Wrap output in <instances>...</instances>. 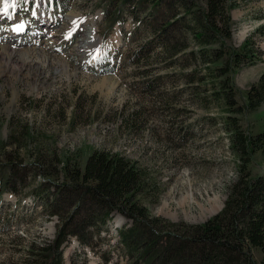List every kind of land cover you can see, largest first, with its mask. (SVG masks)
I'll list each match as a JSON object with an SVG mask.
<instances>
[{
    "label": "rangeland",
    "instance_id": "374dc122",
    "mask_svg": "<svg viewBox=\"0 0 264 264\" xmlns=\"http://www.w3.org/2000/svg\"><path fill=\"white\" fill-rule=\"evenodd\" d=\"M7 3V14L0 11V170L8 169L9 159L17 163L11 183H17V193L0 196V264H16L29 243L54 237L56 216H49L29 191L44 180L62 181L61 174L50 176L61 166L58 158L83 167L94 150L120 153L146 169L149 187L141 197L152 215L188 223L213 216L206 215V208L215 199L222 206L237 179L239 159L224 125L229 112L213 99V88L204 91L210 83L196 91L182 80L179 68L167 65L158 46L145 50L139 61L134 52L153 36L140 13L138 19L127 15L123 23L108 27L103 0ZM4 6L0 0V9ZM230 14L231 45L248 38L259 55L233 74L242 105L246 90L264 71V0H237ZM21 23L24 31L14 33ZM92 39L99 40L92 53L78 51ZM13 45L26 55L8 57ZM231 115L247 133L264 132V102L253 112ZM8 140L15 144L6 145ZM37 149L47 162L34 166ZM249 168L252 175L264 173L259 151ZM188 194L194 199L185 200ZM114 218L119 227L126 222L120 214ZM118 228L111 220L101 239L93 240L94 249L70 237L61 246L64 264L71 256L75 264H102L101 253L109 263L124 260ZM254 256L261 261L259 249Z\"/></svg>",
    "mask_w": 264,
    "mask_h": 264
},
{
    "label": "trees",
    "instance_id": "16d2710c",
    "mask_svg": "<svg viewBox=\"0 0 264 264\" xmlns=\"http://www.w3.org/2000/svg\"><path fill=\"white\" fill-rule=\"evenodd\" d=\"M236 1L103 0L102 10L108 27L123 23L127 15L138 19L140 13L153 36L134 52L137 59L153 50L151 46L160 47L167 65L179 68L185 83H193L196 91L210 83L204 91L213 88V99L229 112L224 125L239 166L222 209L202 223L167 221L142 203L149 182L146 169L135 160L106 150L92 151L83 167L58 158L61 166L50 176L61 174L62 181L44 180L29 191L49 216H56L54 237L29 243L16 264H64L63 243L75 237L81 247L94 249L93 240L101 239L100 232L116 214L126 219L117 229L124 260L109 263L108 255L101 253L102 264H264V173L252 175L249 168L257 151L264 156V132L247 133L239 118L231 115L253 112L264 102V71L246 90L245 103L239 104L233 74L259 55L248 38L238 47L230 43V10ZM199 95L196 100L201 102ZM35 153L34 166L47 162L46 155L38 149ZM49 157L56 155L50 152ZM7 164L6 171L0 170V196L17 193V183L11 187L17 163L9 159ZM255 249L262 253L261 261L256 260ZM70 264H75L72 256Z\"/></svg>",
    "mask_w": 264,
    "mask_h": 264
},
{
    "label": "bare ground",
    "instance_id": "6f19581e",
    "mask_svg": "<svg viewBox=\"0 0 264 264\" xmlns=\"http://www.w3.org/2000/svg\"><path fill=\"white\" fill-rule=\"evenodd\" d=\"M73 17H70V19H72ZM74 19V18H73ZM14 33H20V32H15L14 31ZM13 33V34H14ZM15 44V43H14ZM21 44V43H20ZM98 45H99V40L98 39H92V40H87V41H84V45H81V48H79L78 49V51L79 52H81L83 55H88V54H90V53H92L93 52V50H95L94 48L95 47H98ZM3 46V45H2ZM14 46L15 45H13L11 48V51L8 53V57H15L16 55H17V57L18 56H20V57H24L25 55H26V51L24 52V54L23 53H18L17 51H20V50H16L15 48H14ZM6 49H7V47H6ZM25 50V49H24ZM3 51H4V49H3ZM21 51H23V50H21ZM5 52V51H4ZM6 53V52H5ZM3 54V53H2ZM7 54V53H6ZM6 57V56H5ZM17 59V58H16ZM23 60V59H22ZM26 60V59H25ZM192 198H193V196L191 195V194H188V196L185 198V200H187V201H190V200H192ZM194 199V198H193ZM183 201V200H182ZM180 204V203H179ZM167 206V203L166 202H164L163 203V205H162V207H161V209L162 210H164L165 208H167L166 207ZM180 207H181V205H179ZM183 207V206H182ZM202 207V206H201ZM221 208V202H219L218 200H213L212 202H211V204L209 205V207L208 208H206V215H211V214H214L215 212H217L219 209ZM172 216H173V214H172Z\"/></svg>",
    "mask_w": 264,
    "mask_h": 264
},
{
    "label": "snow or ice",
    "instance_id": "6c2138e0",
    "mask_svg": "<svg viewBox=\"0 0 264 264\" xmlns=\"http://www.w3.org/2000/svg\"><path fill=\"white\" fill-rule=\"evenodd\" d=\"M8 7H9V5L7 3V0H5V6H4L3 9H0V11L4 12L5 14H7ZM11 7H15V3H13L11 5ZM13 31H15V32H22V31H24V24L23 23L17 24L15 26V28L13 29ZM69 35H71V34H69Z\"/></svg>",
    "mask_w": 264,
    "mask_h": 264
},
{
    "label": "water",
    "instance_id": "95a60500",
    "mask_svg": "<svg viewBox=\"0 0 264 264\" xmlns=\"http://www.w3.org/2000/svg\"><path fill=\"white\" fill-rule=\"evenodd\" d=\"M223 206H224V202H223L221 208H220L217 212H219V211L222 209ZM217 212H215L214 214H216ZM119 221H120V220H119ZM119 221L116 220V222H117V223H116V226L118 225Z\"/></svg>",
    "mask_w": 264,
    "mask_h": 264
}]
</instances>
